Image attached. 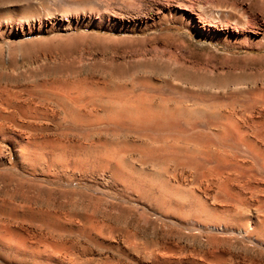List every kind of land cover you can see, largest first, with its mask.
I'll list each match as a JSON object with an SVG mask.
<instances>
[{
	"label": "rangeland",
	"instance_id": "374dc122",
	"mask_svg": "<svg viewBox=\"0 0 264 264\" xmlns=\"http://www.w3.org/2000/svg\"><path fill=\"white\" fill-rule=\"evenodd\" d=\"M0 264H264V0H0Z\"/></svg>",
	"mask_w": 264,
	"mask_h": 264
},
{
	"label": "bare ground",
	"instance_id": "6f19581e",
	"mask_svg": "<svg viewBox=\"0 0 264 264\" xmlns=\"http://www.w3.org/2000/svg\"><path fill=\"white\" fill-rule=\"evenodd\" d=\"M211 228L213 229V227H211ZM212 229H211V230H212ZM254 239H255V238H254Z\"/></svg>",
	"mask_w": 264,
	"mask_h": 264
}]
</instances>
